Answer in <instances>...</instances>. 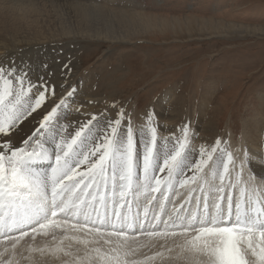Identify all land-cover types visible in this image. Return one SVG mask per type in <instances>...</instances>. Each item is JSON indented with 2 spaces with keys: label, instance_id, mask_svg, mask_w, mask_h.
<instances>
[{
  "label": "snow or ice",
  "instance_id": "obj_1",
  "mask_svg": "<svg viewBox=\"0 0 264 264\" xmlns=\"http://www.w3.org/2000/svg\"><path fill=\"white\" fill-rule=\"evenodd\" d=\"M31 71L0 63V264H19L27 241L30 254L70 257L63 264H264V177H244L243 164L233 176L231 153L220 171L214 156L221 140L190 161L195 133L188 124L158 141L153 113L138 126L115 105L102 127L93 115L69 132L60 121L76 89L57 95L65 85L33 81ZM254 155L264 166L260 153L247 160ZM45 161L50 171L41 173ZM180 189H187L184 201H171L165 212ZM137 193L146 203L132 215L129 197ZM157 193L160 211L149 217ZM37 237L52 243L34 246ZM145 248L156 250L142 254Z\"/></svg>",
  "mask_w": 264,
  "mask_h": 264
},
{
  "label": "rangeland",
  "instance_id": "obj_2",
  "mask_svg": "<svg viewBox=\"0 0 264 264\" xmlns=\"http://www.w3.org/2000/svg\"><path fill=\"white\" fill-rule=\"evenodd\" d=\"M81 1L0 0V40L7 44L21 36L39 40L41 43L31 46L39 49L42 56L51 53L56 66L48 72L46 80L54 83L65 80L76 89L75 93L82 90L91 102L95 101L92 111L67 127L74 132L80 122H86L93 115L115 117L112 105L131 113L138 126L143 124L144 114L151 112L159 126L156 104L162 102L163 94L171 92L174 100L169 104L177 113L166 138L179 136L180 127L188 124L195 133L194 138L190 134V148H210L219 139L223 151L216 153L214 159L219 155L227 159L231 153L234 165H229L230 171H240L243 164L244 177H251L247 167L251 148L243 136V123L258 108L259 95H264V0H89L88 5L96 8L93 12L99 15L91 18V22L83 21L68 8L70 3ZM110 6L118 10L124 8L135 21H149L145 32L130 35L126 41L111 38L124 33L114 20L120 12L107 9ZM31 46H20L18 51ZM25 52L19 56L22 62L26 59ZM2 53L0 50V56ZM43 66V69L49 67L48 64ZM206 91L213 93V101L206 105L205 119L209 123L203 132L205 127L198 128L197 120L205 113L201 114L200 108ZM163 104L166 108L170 106L164 101ZM261 148L264 152V143ZM179 191L181 195L170 196L164 210H171L173 200L184 201L181 198L185 199L187 193L184 189ZM137 195L144 205L143 193ZM155 196L154 205H159L161 196L159 193ZM28 243L32 242L23 243L17 251L19 264H63L70 259L62 255L58 259L48 254H30L25 250ZM51 243L50 238L37 237L34 246ZM155 250L145 248L142 254L151 255ZM21 253L25 257L31 255L32 259H23ZM157 260L154 264L172 261Z\"/></svg>",
  "mask_w": 264,
  "mask_h": 264
},
{
  "label": "bare ground",
  "instance_id": "obj_3",
  "mask_svg": "<svg viewBox=\"0 0 264 264\" xmlns=\"http://www.w3.org/2000/svg\"><path fill=\"white\" fill-rule=\"evenodd\" d=\"M23 1V0H22ZM87 1L89 0H82L81 3H70L69 4V9H71L70 11L78 16L80 19H83V21H90L91 18H98L99 15L98 14H94L93 11L97 10L96 8H91ZM92 1H97V0H92ZM117 2H120L119 0H116ZM122 1V0H121ZM2 2V1H1ZM4 3V2H2ZM109 5V4H108ZM114 5V4H113ZM92 6V5H91ZM126 6V5H125ZM10 7V6H9ZM128 8V7H126ZM125 8V10H126ZM107 9L109 10H113V12H120L118 14L115 15V22L119 25V27L121 28V33L123 32L124 35H119V37H111V38H116L117 41H126L130 38L131 36L134 35H142L146 28L149 25V21H145L143 22L142 20L140 22L135 21L133 19H130L128 12L124 11L123 9H117L114 8L112 6L108 7ZM10 10V9H9ZM11 11V10H10ZM15 11V10H14ZM10 13V12H9ZM8 13V14H9ZM32 13V12H31ZM12 14V13H11ZM57 14V13H56ZM90 14H94L89 16ZM30 15V14H29ZM12 16V15H11ZM2 17V16H1ZM77 17V18H78ZM13 18V16H12ZM4 19V18H3ZM7 19V18H6ZM11 19V18H10ZM16 19V18H15ZM18 20V19H16ZM5 21V20H4ZM19 21V20H18ZM6 22V21H5ZM9 22V21H8ZM13 22V20H12ZM20 22V21H19ZM91 22V21H90ZM1 23V22H0ZM10 24V23H9ZM3 25V24H2ZM14 26V25H13ZM15 27V26H14ZM18 28V27H17ZM2 29V28H1ZM8 29V28H7ZM6 29V30H7ZM19 29V28H18ZM9 30V29H8ZM10 31V30H9ZM24 32V31H23ZM132 33V34H130ZM15 34V33H14ZM20 34V33H19ZM33 34V33H32ZM5 35V34H4ZM17 36V35H16ZM99 36H97L98 38ZM101 37V36H100ZM103 37V36H102ZM13 38V37H12ZM96 38V40H97ZM28 37H19L18 39H13L11 42H9V44H7L6 42L0 40V50H3V56H0V63H4L5 65H7V63L9 62H15L17 65H19L22 68H27L30 67L31 68V79L33 81H35L37 79V77L39 76H43L45 79L47 78L48 72L49 71H53V69L56 67L54 64V59H52V54L51 53H46L45 55H40L39 54V49H35V47L31 46V44H35L38 41H32V40H27ZM100 39V38H98ZM105 39V38H104ZM70 40V39H69ZM74 41V39H72ZM94 40V39H92ZM55 41H59V40H55ZM71 41V40H70ZM83 41V40H82ZM98 41V40H97ZM66 42V41H65ZM41 43V42H39ZM38 43V44H39ZM63 43V42H62ZM61 43V44H62ZM53 44V43H52ZM58 44V43H57ZM64 44V43H63ZM70 44V43H69ZM31 46L28 48V50H20L18 51V47H26V46ZM51 45V44H50ZM71 46V45H70ZM68 49V48H67ZM26 51L24 54L25 56V61L22 62L19 59V56H21V52ZM35 51V52H34ZM49 50L47 49V52ZM46 52V51H45ZM43 53V52H42ZM64 63V62H63ZM44 64H48L49 67L47 66L45 69H43V65ZM51 73V72H50ZM103 75V74H102ZM59 76V75H58ZM56 76L52 75V78L55 79ZM66 77V75H65ZM83 78V77H82ZM102 78V77H101ZM65 79V78H64ZM105 78H103L104 80ZM82 80V79H81ZM59 81V80H58ZM62 82H56L57 85H65V88H60L57 87L56 89V93L58 92L59 95L63 94L66 90H70V85L67 83V81L65 80H61ZM77 81V80H76ZM83 81V80H82ZM89 81V80H87ZM92 82V81H91ZM92 85V84H91ZM78 88V87H77ZM88 88V87H87ZM87 90V89H86ZM85 90V91H86ZM80 91V90H79ZM77 92L75 93L73 100L74 103H72L70 105V107L67 109V111H65L62 114L61 117V125L67 127L71 122L73 121H77L78 118L82 117L86 112L88 111H92V106L95 105V101L91 102L88 98V95L83 92L81 90V92ZM89 93V92H88ZM209 91H206L202 97V105L200 108V112L201 114L203 112H205L206 108H208V105H211L212 103V99L211 96L212 94H209ZM259 101L257 104V107L254 111L253 114L249 116V118L247 120L244 121L243 125H244V138H246V144L251 148L249 149V153H260L261 155H264V152L261 151V146H262V139L264 138V95H259ZM97 97V96H96ZM97 99V98H95ZM94 99V100H95ZM162 102H166V104L171 103L172 100H174V96L173 94H171V92H166L165 94H163L162 96ZM98 101V100H97ZM176 101H178L176 99ZM175 101V102H176ZM162 102H158L156 104V108H157V112L159 113V118H160V124L158 126V135L159 138L163 137L166 138L167 133L170 132V130H172L171 128H169V126L172 124V122L175 120V115L177 113V111L172 108V105L169 104L170 106H168V108H166V106L163 104ZM207 102V103H205ZM173 103V102H172ZM174 105V103H173ZM182 106V105H181ZM204 108V109H203ZM254 108V107H253ZM96 109V108H95ZM179 109V108H178ZM180 112V111H179ZM208 112L206 111L203 115H201V117L198 116V120L197 122L199 123L198 128L202 125L204 126V130L203 132H205V130L207 129V125H208V119H205V116H207ZM112 116V115H111ZM157 119V118H156ZM165 119H170V120H165ZM100 121L103 122L104 124V116L102 119H100ZM137 122V121H136ZM164 122V123H163ZM175 123V122H174ZM178 123V122H177ZM175 123V124H177ZM102 123L100 122V126ZM163 124V125H162ZM69 127V126H68ZM174 127V126H173ZM69 132L71 131V128H68ZM213 130V129H212ZM27 131V129L25 130ZM205 134V133H204ZM199 136V135H198ZM192 138V137H191ZM242 140V139H241ZM198 141V139H197ZM163 148L166 150L167 147H170V145H163V142L160 141ZM198 143V142H197ZM46 147L49 149V151L52 150L53 148V142L49 141L46 144ZM192 149V154L189 156V160H193V159H198L199 158V149H195L194 147L191 148ZM138 150H142V145L138 146ZM243 151V149H242ZM216 165L219 166V170L222 171V162H227V159L223 156V155H219L216 159ZM48 163L47 161L41 163L39 165V170L41 171V173H45V172H49L50 169L48 167ZM236 164V163H235ZM247 167L250 170L249 176L251 177H256V179L260 178V177H264V166H261V162H260V157L259 156H253L251 162L248 161ZM235 168V167H234ZM236 169V168H235ZM240 170V169H239ZM207 171V170H206ZM235 170L234 172H232V175L235 176ZM190 175V173H188ZM246 176V175H245ZM248 177V176H247ZM195 187V186H192ZM185 192L187 193V189H184ZM139 194V193H138ZM136 195V194H135ZM155 195V194H154ZM194 195H199V192L197 191L196 193H194ZM187 196V194H186ZM133 197V196H132ZM181 198V197H180ZM139 200V199H137ZM181 200L183 201L184 198ZM140 201V200H139ZM179 201V200H178ZM155 202V201H154ZM154 202L152 203V205L150 206V217L154 214L160 211L159 206L158 205H154ZM176 202V201H175ZM133 205H135L136 203V196L133 197ZM171 204V203H170ZM187 205L189 204H185V207L187 208ZM169 206V205H168ZM172 206V204H171ZM194 206V205H193ZM192 206V207H193ZM166 207V206H165ZM170 208V207H169ZM172 208V207H171ZM189 210H192V208H187ZM170 211V210H168ZM166 210V212H168ZM25 247V246H24ZM143 252V250H142ZM151 252V251H150ZM152 254V253H151ZM41 255V254H40ZM174 255V254H173ZM45 256V255H43ZM51 256V255H50ZM47 257V256H46ZM41 258V257H40ZM45 260H47L46 258H44ZM160 260V259H159ZM51 260H48V262ZM158 261V260H157ZM155 261V262H157ZM164 261V260H163ZM44 262V260H43ZM46 262V261H45ZM54 262V261H53ZM40 263V261H39ZM42 264V263H40ZM47 264V263H46ZM53 264V263H52ZM168 264V263H167ZM170 264H173V262L171 261ZM176 264V263H175Z\"/></svg>",
  "mask_w": 264,
  "mask_h": 264
}]
</instances>
